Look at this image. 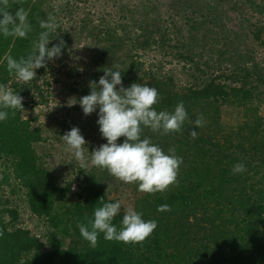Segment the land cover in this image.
<instances>
[{
    "label": "trees",
    "instance_id": "16d2710c",
    "mask_svg": "<svg viewBox=\"0 0 264 264\" xmlns=\"http://www.w3.org/2000/svg\"><path fill=\"white\" fill-rule=\"evenodd\" d=\"M10 2L12 15L19 7L25 9L32 31L26 38L0 33V84L23 98L28 94L42 98L39 81L48 61L46 67L35 70L36 79L24 83L8 72L6 57L27 56L42 31L39 21L51 14L58 28L50 35L49 48L63 40L64 51L81 37L93 43L88 83L80 90L83 96L90 93V81L98 83L104 71L117 70L119 65L124 88L143 83L158 90L157 111H172L183 101L189 120L194 122L202 115L204 123L195 129L196 139L188 134L194 127L188 122L180 132L168 134L144 128L142 138H149L165 152L175 147L183 158L178 186L154 194L142 192L135 201L133 208L143 219L157 222L142 244L106 241L101 234L93 249L80 236L77 222H86L95 207L108 203L106 185L120 184V180L92 165L61 181L37 152L36 146L45 140L43 129L23 118L21 111L15 116L10 113L6 121H0V189L6 185L10 196L21 193L29 212L46 229L43 241L22 227L18 206L7 196L0 197V264H264V172H260L264 168V128L249 130L247 121H242L234 146L215 143L210 133L221 128L217 116L222 106L243 107L264 98V67L245 44L250 35L264 45V24L250 29L245 14L248 8L264 16V5L255 0H166L167 18L162 19L155 2L138 0L123 6L118 29L99 19L95 23L87 13L74 19L79 10L75 0ZM231 13L237 18L234 26H228ZM64 22L67 26L63 27ZM153 48L182 64V82L175 81L171 71L162 72L161 63L157 68L146 63L142 56ZM124 140L120 137L117 143ZM241 162L246 171L233 174V166ZM129 185L140 192L136 183ZM165 204L170 211H157ZM178 212L191 216L193 223L186 219L181 223L174 216ZM122 218L114 217L117 228Z\"/></svg>",
    "mask_w": 264,
    "mask_h": 264
},
{
    "label": "clouds",
    "instance_id": "9594fccd",
    "mask_svg": "<svg viewBox=\"0 0 264 264\" xmlns=\"http://www.w3.org/2000/svg\"><path fill=\"white\" fill-rule=\"evenodd\" d=\"M12 6L10 0H0V33L5 37L19 36L26 38L32 31L27 19L28 13L23 7L12 15L8 10ZM39 32L27 56L18 59L11 55L6 57L7 70L16 79L28 83L36 79V69L46 67L47 61L58 59L64 48V41L60 40L52 47H48L51 33L58 28L56 18L49 15L46 20H40ZM109 68L104 75L96 81L89 82L90 93L78 101L85 116L96 112L99 108L97 124L99 131L107 143L94 149L90 155L91 164L124 183H136L138 191L154 194L164 192L170 186H178L179 168L183 158L176 154L175 147L165 152L158 144L149 138H142L144 128L154 133L180 132L188 122L194 127L188 134L196 139V128L202 127L203 116L197 117L193 122L188 118L183 101L177 103L172 111L160 110L154 107L159 103L160 95L156 88L143 83H132L129 87L122 86V74L118 70ZM119 86V87H118ZM75 101V100H74ZM77 103L75 101L72 104ZM71 104V105H72ZM23 109V97L14 92L6 84H0V121H6L9 114L16 115ZM125 137L123 143H117L118 138ZM67 145L68 151L80 163L81 168L86 167L85 145L87 141L81 135L79 128L72 127L60 137ZM88 151V150H87ZM246 171L244 163H237L232 173ZM101 198L99 201H102ZM121 209V203L108 202L95 207L93 216L86 222H77L80 236L88 242L90 247L96 248L98 237L103 234L106 241L121 242L124 244H142L157 228L155 220L143 219V214L133 207L125 211L121 226L113 224L114 217ZM168 205H161L157 211H170ZM3 231L0 230V236Z\"/></svg>",
    "mask_w": 264,
    "mask_h": 264
},
{
    "label": "rangeland",
    "instance_id": "374dc122",
    "mask_svg": "<svg viewBox=\"0 0 264 264\" xmlns=\"http://www.w3.org/2000/svg\"><path fill=\"white\" fill-rule=\"evenodd\" d=\"M75 6L79 10L76 11L74 19H79L83 14L87 13L90 18L98 22V19L103 23L119 26L123 6L130 7L138 0H75ZM79 1H83L80 2ZM160 8V15L162 19L167 18L165 2L166 0H152ZM256 4L262 3L264 0H255ZM246 19L248 20V27L258 26L264 24V16H259L253 11L245 8ZM189 16V15H188ZM236 15L230 14V21L228 26H234ZM67 23H63V27ZM118 28V27H117ZM120 28V27H119ZM118 28V29H119ZM57 44V43H55ZM247 50L252 54V58L264 67V45L259 42L253 41L249 35L246 41ZM154 49V48H153ZM144 53L142 58L147 64H152L157 68L158 63L162 64V72H172L175 81L182 82L185 75L181 72L182 64L172 55H163L156 49ZM94 55L93 43L89 39L81 37L76 43H72L64 51L58 59L48 61L49 66L44 72L42 80L39 84L42 88V98L39 99L37 95L28 94L23 98L27 107V115L22 112L23 118L29 120L33 126H40L43 129V140L36 146L37 152L42 156L45 167L57 174L61 181L68 178H74L78 169L88 170L92 167L91 153L94 149H98L105 141L99 131L97 124L99 108L96 112L85 116L78 101L83 97L81 88L87 86L88 83V66ZM70 73V76H68ZM88 95V94H87ZM39 99V100H38ZM77 103H74L75 101ZM41 101V103H39ZM72 104V105H71ZM221 128L218 130L210 131L215 136V143L219 145L234 146L237 143V126L242 121H247L249 130L264 128V98L255 101L243 107H224L220 108L218 113ZM215 120V119H214ZM213 120V121H214ZM263 123V126H262ZM72 127H77L81 135L87 141L85 145V160L86 167L81 168L78 160L68 151L67 145L61 140L66 132L70 131ZM212 130V129H211ZM261 132V131H260ZM262 133V132H261ZM206 134V132H205ZM264 138V131H263ZM224 147V146H223ZM225 148V147H224ZM233 149V148H231ZM88 150V151H87ZM2 170L0 167V177L2 178ZM264 172V168L260 170ZM259 174L255 177L258 180ZM13 180H11L12 182ZM120 184L112 183L106 185L107 198L109 202L119 201L121 209L117 216L123 217L128 207H133L135 201L142 197V192H136L128 183L119 181ZM172 186H170L171 188ZM3 190V191H2ZM76 191V185H73V193ZM3 192V193H2ZM10 188L2 185L0 189V197H8L15 206H18L19 222L22 227L30 229L33 233L42 238L45 235V224L42 220L33 216L25 203V198L21 193L12 194L10 196ZM184 212H178L174 216L183 223L185 219L189 223H193L191 216L185 217ZM175 218V219H176ZM181 218V220H180ZM172 227V225H170ZM177 227V226H176ZM177 228L176 231H178ZM44 241V239H43ZM64 241L60 242L62 245ZM225 249V248H224Z\"/></svg>",
    "mask_w": 264,
    "mask_h": 264
}]
</instances>
